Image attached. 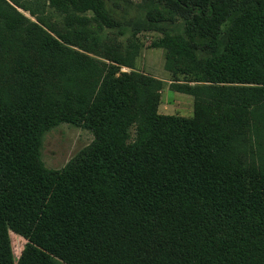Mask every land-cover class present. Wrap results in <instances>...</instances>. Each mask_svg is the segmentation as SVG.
I'll return each mask as SVG.
<instances>
[{
  "label": "trees",
  "instance_id": "obj_1",
  "mask_svg": "<svg viewBox=\"0 0 264 264\" xmlns=\"http://www.w3.org/2000/svg\"><path fill=\"white\" fill-rule=\"evenodd\" d=\"M10 1L0 0V264H264V0H147L125 21L93 0L99 28L64 32ZM102 23L162 32L192 117L159 112L162 81L120 71L130 55ZM61 123L94 139L49 169L42 137ZM12 232L27 240L19 257Z\"/></svg>",
  "mask_w": 264,
  "mask_h": 264
},
{
  "label": "rangeland",
  "instance_id": "obj_2",
  "mask_svg": "<svg viewBox=\"0 0 264 264\" xmlns=\"http://www.w3.org/2000/svg\"><path fill=\"white\" fill-rule=\"evenodd\" d=\"M19 1L31 7L37 14L33 16L14 3L12 5L16 6L30 21L43 24L46 29L64 32L74 28H99L100 22L94 19L93 0H74L75 5L66 0L54 2L52 0ZM104 1L107 8L113 11L112 14L115 18L125 21L134 19L139 14L140 5L147 0ZM102 24L105 26L103 29L105 33H102L103 39L113 47L117 46L122 56L130 55L133 66L119 64L120 71L137 70L162 81L163 88L159 112L166 115L192 117L194 114V97L186 92L179 91L177 88L176 83H182L183 78L174 77V74L167 67V51L159 43L163 37L162 32L154 30L139 32L135 29L127 35H120L119 28ZM50 33L57 37L53 31H50ZM94 56L104 60L95 54ZM254 120L260 122V117L255 116ZM257 138L259 142L264 139V128L260 129ZM93 139L94 134L88 129L70 123H61L44 133L41 147L42 159L47 168L61 169L80 150L88 146ZM11 238L14 253L16 257H19L27 240L14 232L11 233Z\"/></svg>",
  "mask_w": 264,
  "mask_h": 264
}]
</instances>
